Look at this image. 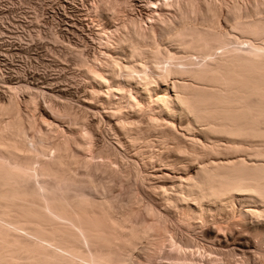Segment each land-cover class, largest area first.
<instances>
[{
	"label": "bare ground",
	"instance_id": "6f19581e",
	"mask_svg": "<svg viewBox=\"0 0 264 264\" xmlns=\"http://www.w3.org/2000/svg\"><path fill=\"white\" fill-rule=\"evenodd\" d=\"M37 1L41 37H0V58L39 48L74 85H40L26 55L0 72V264H264V0H91L99 33ZM76 103L114 117L143 163L184 170L155 188L162 208Z\"/></svg>",
	"mask_w": 264,
	"mask_h": 264
},
{
	"label": "rangeland",
	"instance_id": "374dc122",
	"mask_svg": "<svg viewBox=\"0 0 264 264\" xmlns=\"http://www.w3.org/2000/svg\"><path fill=\"white\" fill-rule=\"evenodd\" d=\"M54 1L56 3L53 2V4L54 5L56 4V6L58 5L57 7L59 8V10H57L58 13L56 14L57 15L56 17L57 18L61 17L59 19H61L63 21V23L61 22V24H62L61 26L63 28L66 27V28L69 29L71 27L70 30H72V28L73 29L74 28L75 29L78 28L77 30H79L81 25H78L79 23H76V22H78V21H80L82 19L81 20L82 23H87L88 25H90V23L93 21V20L91 21V18L93 16H91L90 13L88 12L89 9H90V5L92 4L91 0H66V2H65V0H62V2H61V0H57V1L54 0ZM93 1L94 0H92V2ZM135 1H136V4H137V8L140 7L138 5L143 3L141 0H135ZM139 1H141V3ZM36 2H38V1L37 0H0V23L5 21L6 23L4 22L5 23L4 25H8V28H6L5 30H0V37H3V38H7V37L8 38L9 37H28L30 35H31L30 37H35V38L36 37H41V35L37 36L35 34V32H34V28H32V26H33V24H32V21H33V19H32L33 18L32 17L33 16V12L32 11L33 10H32V8L35 6ZM61 5L63 6L62 8L60 7ZM60 8L62 10H66V13L63 12ZM68 8L69 9L71 8L70 11H67V10H69ZM77 9H78V11H80L81 14H79ZM60 11L63 12V13H61ZM68 13H69V15H68ZM78 16L81 17V18H79ZM90 16H91V18H90ZM64 19L66 20V22H65ZM29 20H31V21H29ZM72 20H73V22H72ZM84 20H86V21H84ZM89 21H91V22H89ZM74 22H75V24H74ZM73 25H75V26L73 27ZM94 25H96V23L94 24V21H93L91 23L90 27L93 28ZM105 25H107V24H105ZM14 27H16V28H14ZM94 28H96L95 29L96 31L99 30V26L97 27V25ZM97 28H98V30H97ZM93 29L91 31L89 30L90 32L87 31V30L84 31V32H87V35H88V33L93 32L92 35L95 36V34H97V32L95 30H93ZM28 30H30V31H28ZM25 31H27V32H25ZM31 31H32V34H30ZM98 33H99V31H98ZM42 37H47V36L45 34H42ZM92 38H94V37L91 36V38H90V36H89V39L91 41H93ZM5 49H7L6 46H2L1 47V52H0L1 55L5 54L4 52H2V50L4 51ZM33 51L34 52L38 51L39 53L36 52L34 54ZM23 53L24 52H22V53L15 52L14 53L15 56L14 55L12 56L14 58H12L13 60L11 59L12 61L10 60V64L9 65H8V63L2 61L4 56H1L2 58H0L1 59L0 60V64H1L0 65V72L6 74L7 71H11V70H13L14 67L20 66L19 64L24 63L25 65H28V66H29V64L31 65V67L30 66L29 67L32 70L27 66L28 70L30 69L31 72H33V73L35 72L37 75L41 74V75L45 76L46 79H48V80L44 81L43 79L35 78L36 82H39V84L41 83L40 85H44L46 83L58 84L57 81L59 82V85H61V86H65L66 84H71V83L73 84L72 80L74 78H72V77L75 75V74H73L74 73V66L71 65L69 61H66V62L63 61L62 62V61H60V59L56 58L51 53H48V52H46L44 50H41V49L39 51V48H35V47H33L31 49V54L29 52H28L29 55H27L28 53L27 54H25V53L23 54ZM37 53H38V55H37ZM24 55H26V57L28 56L26 59H28L27 63L29 62V64L25 63L26 59H24L25 58ZM32 57H34V58H32ZM20 60H22V62H20ZM24 60H25V62H24ZM43 69L46 70V71L44 72ZM35 70L36 71L39 70L38 73ZM2 73H0V75ZM45 73H47L48 75H46ZM59 73H60V78L57 80V79H55V76L56 75L59 76ZM47 76H48V78H47ZM56 78H58V77L56 76ZM42 82H44V83H42ZM82 88H81V90L79 92V95L81 96L80 99L84 98V95H82V94H83L85 89L83 88L84 89L83 90ZM81 101H83V99H81ZM42 102H43V99L40 98L39 103H40L41 107L39 106V110L41 112H43L45 115H47L48 117H51V115L49 114V111L46 108L44 109L45 105L43 104L44 102L43 103ZM93 106L89 107L88 109H83L81 107L80 103L79 104L76 103L75 106L70 108V111H71L72 114H75L78 117L79 116L80 117L84 116L88 120L92 121L94 133L95 134H99L106 142L115 143V144L119 142L120 144L123 143L125 145L124 146L122 144L123 146L122 145L120 146L121 148L123 147L122 151L125 154V156L126 157L127 156L130 157V159H132V158L135 159L136 158L135 160H138V162H137L138 163V168L141 171V174L143 176L142 186L138 185L139 187H141L140 190H142L144 192V194H146V196L150 199V201L154 205H156L159 208H162L160 199L158 198L159 195L156 193L155 188L160 186V185L170 184L172 182L177 181L178 176L180 174H184V170L179 168V167H167V166L163 165L161 162H158V161L157 162H152V163H143L144 161L140 160L135 155V152H133L134 150L132 151L131 150L132 148L128 147L127 143H125L126 142V140H125L126 138L122 134H120V132H119V130L117 128V125H116L115 118L110 116V114L106 110L102 109L101 107H97V105H95V107H93ZM60 123H62V121H60ZM178 125H179V123L177 124V126ZM177 129L181 133H186L184 130L181 129L180 125L177 127ZM152 147H154V146H150V145L146 146V145H144V149L146 151L155 150V152H156L155 147L153 149H152ZM176 152L177 151H174V154ZM193 170H194V167L191 168V171H193ZM189 234H194V233H193V231H190Z\"/></svg>",
	"mask_w": 264,
	"mask_h": 264
}]
</instances>
